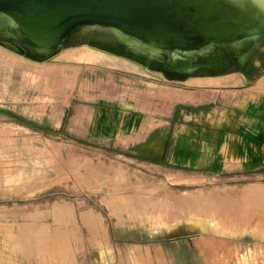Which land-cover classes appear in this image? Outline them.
Here are the masks:
<instances>
[{
  "label": "rangeland",
  "instance_id": "1",
  "mask_svg": "<svg viewBox=\"0 0 264 264\" xmlns=\"http://www.w3.org/2000/svg\"><path fill=\"white\" fill-rule=\"evenodd\" d=\"M4 31L0 264H166L173 241L187 264H264V164L203 175L166 160L176 144L199 146V125L228 105L246 112V132L264 137V38L246 51L217 43L197 51L183 73L164 54L138 68L124 35L99 41L72 31L56 49L76 55L52 61L11 48L10 23ZM124 107L143 115L144 132L154 127L139 145L94 134L104 109ZM63 230L66 260L52 245Z\"/></svg>",
  "mask_w": 264,
  "mask_h": 264
},
{
  "label": "bare ground",
  "instance_id": "2",
  "mask_svg": "<svg viewBox=\"0 0 264 264\" xmlns=\"http://www.w3.org/2000/svg\"><path fill=\"white\" fill-rule=\"evenodd\" d=\"M176 1L181 2L184 8L187 10H190V8H187L186 6L194 5L195 9H197L195 10L197 16H200V13L205 9L204 4L208 3L210 6H214L215 4L216 5L215 9L220 10L222 13H226L227 15L228 14L233 15L238 22L243 23V25L245 26L241 27L239 31H229L226 37L221 38L218 41H209V42L205 41L200 43L187 44L177 40L166 39L158 34L153 35L151 34V32L149 33L147 31L133 28L130 24H121L110 20H98V19H96L93 22L90 21V19H84L73 16L69 17L64 21H58V19L54 15L48 14L47 12L32 13L16 5L5 4V5H0V37L1 35L3 34L5 35L6 33H8L4 31V28L5 25L10 23L12 26V32L16 34L14 40L11 39L7 42L11 48L22 52L25 49H28L34 56L40 58L45 56L47 57L50 55L53 57L52 61H56L61 58L65 59L72 57L73 52L70 51L71 49L69 50L56 49L57 47H59L62 39L72 31L73 32L71 38L74 37L81 38L85 35H88L89 38L99 41L118 39L121 35H124L130 38L132 44L131 53L133 54V57L129 58V60L135 62V65L138 68H140L138 66L139 64L145 66V64L148 63L154 55L164 54L166 57L165 59L167 65L183 73L189 72L190 69L193 67V64L188 60L187 56L195 54L197 51L205 52L216 43L220 45L229 44L235 47L237 50L242 49V51H246L251 41H257L261 38H264V0H176ZM183 13L184 11L180 13L179 16H183ZM206 13L209 14L211 13V11ZM78 21L80 22L74 26V24H76ZM72 26L74 27L71 29ZM77 50L78 49H76V52ZM95 50H99L101 54H105L104 49L96 48ZM16 55L18 56V54ZM256 189L258 190V188ZM259 189L261 190V188ZM257 190L255 192H257ZM251 192L253 191L251 190ZM263 195L264 194H262V196L260 195L261 198L263 197ZM84 217L85 216H83V218ZM94 222H90V223L93 224ZM94 229L97 230V227ZM56 232H57L56 234H58L59 236L54 233L55 238L53 237L54 239L52 242L53 243L55 242V244L52 245L53 246L56 245V250L59 252L60 256L62 254V256L61 257L59 256L60 258L58 257V259L66 260L68 259L67 257L69 256L68 251L71 252L68 246L70 242L68 243V241H66L67 240L66 235L68 233L66 232L67 234H65V231L64 232L59 231V233L58 231ZM39 238L42 239L41 237ZM40 239L39 241H42ZM43 239H45L44 236ZM45 245H47V243H45ZM43 247L41 249H43ZM44 248L46 250L45 254H49V252H47V246H45Z\"/></svg>",
  "mask_w": 264,
  "mask_h": 264
},
{
  "label": "water",
  "instance_id": "3",
  "mask_svg": "<svg viewBox=\"0 0 264 264\" xmlns=\"http://www.w3.org/2000/svg\"><path fill=\"white\" fill-rule=\"evenodd\" d=\"M5 4L32 13L47 12L58 21L73 16L93 22L98 19L130 24L133 28L187 44L218 41L229 31H239L245 26L233 15L215 9V4H204L205 9L197 16L194 5L186 6L190 8L187 10L176 0H0V5ZM183 11V16H179ZM209 11L211 13L207 14Z\"/></svg>",
  "mask_w": 264,
  "mask_h": 264
},
{
  "label": "crops",
  "instance_id": "4",
  "mask_svg": "<svg viewBox=\"0 0 264 264\" xmlns=\"http://www.w3.org/2000/svg\"><path fill=\"white\" fill-rule=\"evenodd\" d=\"M256 99L251 100L256 101ZM251 107L254 109L256 105H251ZM225 108L224 117L221 118L219 111L214 123L205 122L199 125V136L202 138L199 146L176 144L166 153V160L177 169L195 171L193 173L203 175L220 173L224 169L232 170L226 167L232 164L236 166L257 162L264 164V137L258 138L245 131L243 118L246 112L241 111L236 104ZM102 118L103 130L94 128V134L97 136L107 138L117 132L134 137L136 140L133 144L139 145L153 135L154 127L144 132L145 120L137 109L107 108L103 110ZM259 118L264 119V117ZM221 144H224L225 154L220 150ZM173 242L171 254L168 250L165 252L166 264H187L184 258L176 260L177 245L175 244L177 243ZM177 252L179 253L178 250Z\"/></svg>",
  "mask_w": 264,
  "mask_h": 264
}]
</instances>
